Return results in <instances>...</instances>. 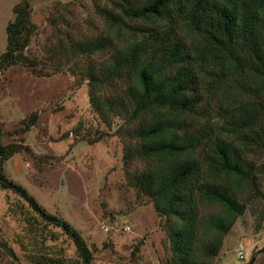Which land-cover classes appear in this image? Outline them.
<instances>
[{"label": "trees", "instance_id": "16d2710c", "mask_svg": "<svg viewBox=\"0 0 264 264\" xmlns=\"http://www.w3.org/2000/svg\"><path fill=\"white\" fill-rule=\"evenodd\" d=\"M101 12L106 31L76 44L87 56L108 49V63L88 69L90 100L102 113L114 110L126 122L139 120L137 152L148 168L131 183L151 197L158 213L179 223L171 230L172 264H210L195 257L200 203L222 207L223 214L205 221L206 229L222 234L250 196L261 195L257 172L264 164L252 156L264 150V0H116ZM13 13L0 69L34 65L25 54L35 28L30 0L16 3ZM112 81L123 83L122 96L101 99L100 87ZM204 101H214L212 119L199 114ZM127 147L126 164L133 155ZM11 155L0 140V189L12 190L60 229L79 264H91L82 235L5 174ZM216 250L209 244L203 253L211 258Z\"/></svg>", "mask_w": 264, "mask_h": 264}, {"label": "rangeland", "instance_id": "374dc122", "mask_svg": "<svg viewBox=\"0 0 264 264\" xmlns=\"http://www.w3.org/2000/svg\"><path fill=\"white\" fill-rule=\"evenodd\" d=\"M19 1L0 0V54ZM114 1L30 0L35 28L25 54L34 65L0 69V140L12 151L4 172L82 235L92 251L91 264H172L171 230L179 223L158 213L151 197L131 183L148 168L137 152L139 120L126 122L114 110L102 113L90 100L88 69L101 70L108 63V49L89 56L76 50L78 42L106 31L101 10ZM122 87L121 81L109 82L100 87L99 96L118 98ZM214 108V101H204L199 107L202 119H212ZM126 145L133 154L127 164ZM252 157L257 165L264 164V150ZM262 171L257 172L261 195L250 196L244 212L224 233L205 228L208 218L223 214L222 207L200 203L198 260L264 264ZM0 243L17 256L12 260L0 246V264L80 260L69 238L10 189H0ZM209 244L217 250L206 258L203 249Z\"/></svg>", "mask_w": 264, "mask_h": 264}, {"label": "water", "instance_id": "95a60500", "mask_svg": "<svg viewBox=\"0 0 264 264\" xmlns=\"http://www.w3.org/2000/svg\"><path fill=\"white\" fill-rule=\"evenodd\" d=\"M0 246L12 260H17V256L7 244L0 243Z\"/></svg>", "mask_w": 264, "mask_h": 264}, {"label": "built area", "instance_id": "2783aa9c", "mask_svg": "<svg viewBox=\"0 0 264 264\" xmlns=\"http://www.w3.org/2000/svg\"><path fill=\"white\" fill-rule=\"evenodd\" d=\"M238 254H239V257L243 258V252H242V250H239L238 251Z\"/></svg>", "mask_w": 264, "mask_h": 264}]
</instances>
